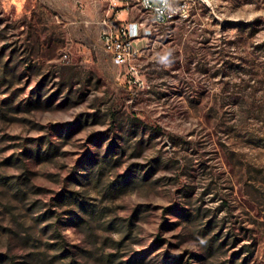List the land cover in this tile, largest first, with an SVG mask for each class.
Returning <instances> with one entry per match:
<instances>
[{
	"label": "rangeland",
	"instance_id": "1",
	"mask_svg": "<svg viewBox=\"0 0 264 264\" xmlns=\"http://www.w3.org/2000/svg\"><path fill=\"white\" fill-rule=\"evenodd\" d=\"M185 1L0 0V264H264V0Z\"/></svg>",
	"mask_w": 264,
	"mask_h": 264
},
{
	"label": "built area",
	"instance_id": "2",
	"mask_svg": "<svg viewBox=\"0 0 264 264\" xmlns=\"http://www.w3.org/2000/svg\"><path fill=\"white\" fill-rule=\"evenodd\" d=\"M117 1H121L124 6L136 5L153 16L157 23H166L169 17V10H181V17H185L188 12V3L185 0H110V6H116ZM137 29L136 23H130L127 27L113 29L108 25V29L103 32V37L108 51L115 60L125 61L132 50V38Z\"/></svg>",
	"mask_w": 264,
	"mask_h": 264
},
{
	"label": "bare ground",
	"instance_id": "3",
	"mask_svg": "<svg viewBox=\"0 0 264 264\" xmlns=\"http://www.w3.org/2000/svg\"><path fill=\"white\" fill-rule=\"evenodd\" d=\"M169 17H171V19H167L166 23L172 21L177 17H181V10H169Z\"/></svg>",
	"mask_w": 264,
	"mask_h": 264
}]
</instances>
